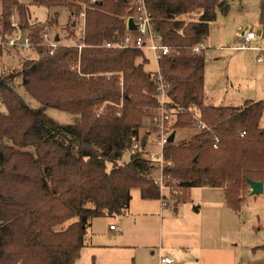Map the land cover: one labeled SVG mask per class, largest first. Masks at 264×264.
<instances>
[{
	"label": "trees",
	"instance_id": "1",
	"mask_svg": "<svg viewBox=\"0 0 264 264\" xmlns=\"http://www.w3.org/2000/svg\"><path fill=\"white\" fill-rule=\"evenodd\" d=\"M0 1V37L13 32L15 10L21 27H29L25 4ZM260 2L264 24V0ZM33 4L85 14V26L76 45H60L53 55L42 46L41 29L35 28L31 50L38 58L12 75L0 74V100L7 109L0 112V264H76L94 219L125 215L135 189L144 200L163 198L151 162L135 155L122 163L158 107L156 79L145 70L144 51L106 47L127 34L131 0ZM145 4L158 35L173 50L160 61L170 108H197L207 125L189 141L166 147V159L174 166L166 167L164 175L185 191L176 203L189 200L195 188L223 189L228 208L239 214L250 194L248 180L264 183V102L207 105L205 52L193 53L207 41L218 13L229 12V0ZM20 88L41 108H32ZM47 108L75 115L76 121L62 125L46 115ZM192 119L190 113H177L172 127L175 132L193 128Z\"/></svg>",
	"mask_w": 264,
	"mask_h": 264
},
{
	"label": "rangeland",
	"instance_id": "2",
	"mask_svg": "<svg viewBox=\"0 0 264 264\" xmlns=\"http://www.w3.org/2000/svg\"><path fill=\"white\" fill-rule=\"evenodd\" d=\"M18 1L28 7L29 27L26 29L21 27L19 14L15 10L11 21L12 23H17L18 29H14L5 38L0 37V50L2 52L0 55V74L5 76L19 71L24 62L38 58L36 50L24 51L7 49L1 46L5 41L14 37L18 30L24 35L30 36L35 28H40L41 33L48 32L53 40L56 37L60 38L59 43L55 42L57 47L60 45H76L84 31L83 18L71 15L68 8L64 6L46 8L33 4V0ZM229 4L231 10L228 16L221 14V12L218 13L216 21L210 26V34L207 39V43L210 46L209 50L206 51L205 71L208 102H213L217 106L230 104L232 106H240L245 100L264 102V63L258 62L259 55L257 52H249L248 50L239 52L235 50L236 47L242 46L240 40L241 32L254 31L257 35L260 32L264 35V24L260 21V7L256 5V0H229ZM55 14L59 16L55 17ZM1 17L2 8L0 1V20ZM262 37H258L252 46H260ZM145 56L148 59L145 70L150 73H156L159 66L153 53L145 51ZM20 83L21 80L17 79L16 84L19 85ZM18 91L32 108H41V104L26 93L23 88ZM212 97L214 98L212 99ZM191 110L201 116L202 119L199 109L191 108ZM0 112H7L1 100ZM46 115L62 125L75 123L77 117L54 108H47ZM176 119L177 117H174L173 124ZM172 126L170 129L172 134L176 133V145L189 141L199 131L195 123L193 128L178 129L176 132ZM261 128L264 129V116L261 120ZM155 137L156 132L152 127V120L151 118L146 119L140 130L139 140L149 144L148 151L155 152L157 151V145L154 142ZM130 157V154L126 152L122 163H127ZM155 168L156 170L152 177L157 179L161 176V173L158 167ZM167 180V183L163 184L164 188L161 189V193L167 197V201L170 204L164 215V222H162L160 216L154 218L146 225L149 231L141 234H132V239L120 238L122 234L119 232L112 234L111 239L113 242L116 241L119 244L132 243L131 246L128 245L131 248H124L114 253H94L91 251L92 249H84L76 264H159L161 253H163L161 257L168 256L176 263L181 260L178 255L185 260L197 261L205 258L200 251V247L205 245L235 247L234 250H240L241 254L238 255L237 253L236 255L234 251V254L230 252L229 255L231 260L233 258L235 262L238 259L240 264H252V261L256 259L261 261L260 264H264V251L261 248L256 249V245L251 247V244L264 243V194L246 198L242 210L238 214L242 225V236L240 238L238 232L231 234L233 226L230 221L220 229L214 226L210 230L207 228L208 224H215V219L220 213L227 211L232 214L228 208L226 210L220 209L221 205L224 207V204H221L223 198L220 191H208L201 188L192 189L189 192V200L180 203L178 211L175 212L176 201L180 200L181 202L185 196V191L180 189L178 183L171 177ZM132 196L134 199L133 211L137 213L141 207L140 202H142L139 190L135 189ZM154 205L153 213L160 214L158 211L159 207L156 204ZM168 212L171 214H168ZM119 219L122 218L116 216L99 219L96 222L97 234L102 236L110 225L120 228L121 232H125ZM123 221L128 228H132L134 225V221L131 218H127L126 222L125 220ZM139 225L142 226L143 224ZM197 225L203 226L201 232L196 230ZM237 239H239L238 242H236Z\"/></svg>",
	"mask_w": 264,
	"mask_h": 264
},
{
	"label": "built area",
	"instance_id": "3",
	"mask_svg": "<svg viewBox=\"0 0 264 264\" xmlns=\"http://www.w3.org/2000/svg\"><path fill=\"white\" fill-rule=\"evenodd\" d=\"M98 0H91V3H96ZM133 14L126 18V29L127 34L125 37L117 44H107V48H119V49H138L142 51H149L153 53L155 60L158 62V71L155 74L156 79V88H157V101L158 107L153 112L152 127L155 129L156 137L155 144L157 145V151L152 152L148 151L149 144L142 143L141 140L135 141L132 147L128 150L130 156L139 155L140 157L148 160L153 164L154 167H158L161 176L157 179H154L156 184L159 186L160 191L164 188L163 184L167 183V179L164 175V170L166 167H173L174 164L170 163L166 159L165 150L169 144V139L172 135L170 129L173 125L174 117H177V113H190L193 116V120L197 130L202 131L207 129V125L202 121L201 116L197 113H193L191 109H174L170 108L172 100L169 93V86L164 78L162 70L160 68V61L172 53V48L165 45L157 33L153 19L150 17L145 0H131ZM83 26H85V14H82ZM133 19L136 26V30L132 31L128 27L129 20ZM14 29H18L17 23H12ZM257 38V34L254 31H245L240 33V40L242 42L241 50H251L258 53V62L264 63V40L262 46L253 47L251 44ZM42 46L48 47L50 54L53 55L54 51L57 49V44L55 40L51 38V35L48 32L42 33ZM3 48L9 49H19L24 51H29L33 48L34 44L32 43L31 37L24 35L20 30L18 33L5 43L1 44ZM207 50V45L205 42L197 45L193 48V53L200 54ZM79 70V67H78ZM243 137V136H242ZM219 141L217 140L216 143ZM156 170V168H155ZM181 189V188H180ZM162 194V193H161ZM162 205L164 208L170 206L167 201V197L162 194ZM111 230H119L115 226L110 227ZM164 263L171 264L172 260L164 259Z\"/></svg>",
	"mask_w": 264,
	"mask_h": 264
},
{
	"label": "crops",
	"instance_id": "4",
	"mask_svg": "<svg viewBox=\"0 0 264 264\" xmlns=\"http://www.w3.org/2000/svg\"><path fill=\"white\" fill-rule=\"evenodd\" d=\"M231 1V0H230ZM256 5H258L260 7V14H261V2L260 0H256ZM231 10V9H230ZM229 10V12H230ZM229 12L227 14H223V15H227L229 14ZM222 14V13H221ZM218 17V16H217ZM245 32V31H243ZM242 33V32H241ZM262 37V43L260 46H262L263 44V40H264V35L260 32L258 35H257V38L254 42L257 41L258 37ZM206 45H207V50H209V45L207 43V41L205 42ZM252 43V44H253ZM251 44V45H252ZM253 47H258V46H253ZM241 47H236L235 50L237 51H247V50H241L240 49ZM206 51H205V56H206ZM249 52L251 50H248ZM252 52V51H251ZM255 52V51H253ZM256 53V52H255ZM205 71H206V66H205ZM206 83H207V80H206V72H205V93H206ZM214 97H212L213 99ZM257 99V98H255ZM209 100V97L207 96L206 94V102L207 104L209 103L208 102ZM213 101V100H212ZM246 102H259V101H256V100H245L243 102V104H241L240 106H232L231 104L230 105H227V106H217L215 104H213V102H210L208 105H213V106H216V107H243L245 105ZM196 189V188H195ZM203 190H208V191H220L221 193V196L223 198V202L221 204H224V207L223 205H221L220 209H223V210H226V208H228L227 204H226V201H225V197H224V190L223 189H209V188H201ZM134 191V190H133ZM133 191H132V194H133ZM140 192V191H139ZM140 197H141V193H140ZM249 198H253V197H250L248 196ZM142 199V197H141ZM134 199H133V196H132V201H131V205H130V209L129 211L125 214V215H121V216H118L119 218H122V219H119L121 220V225L124 229L125 232H121V229L118 228L119 230H111L110 227L111 225L109 226V229L106 230L105 233H103V235L101 236L100 234L98 235L97 232H96V222L99 220V219H105V218H108V217H102V218H96L93 220L92 222V226L91 228L88 230V234H87V237H86V243H85V247L82 249V251L84 249H92L91 251H93L94 253H114L118 250H121V249H124V248H131V244H119L118 242H113V240L111 239V235L112 234H116V233H120L122 234L120 238H131V235L132 234H141V233H144L145 231H149L148 228H146V225L152 221L154 218H158V216L161 217V220L162 222H164V215L165 213L167 212V208H164L163 205H162V201L161 200H144L142 199V202H140V209H138V212L137 213H134L133 211V206H134ZM194 203V202H192ZM154 204H156V206L159 207V212L160 214H156V213H153L154 211V207L155 206ZM178 205L175 206L174 210L175 212L178 211ZM170 207V206H169ZM232 214H229L227 211H224V213H220L219 216L217 215V218L215 219V224L212 225V224H208L207 225V228L210 230L211 227H217L218 229H220L221 227H223V225H226L228 221H230V223L232 224L233 226V230L231 231V234H235L238 232L240 238L242 236V225H241V220H240V216L238 215V213H235L233 210H231L230 208H228ZM199 211V210H198ZM158 212V213H159ZM168 214H171L170 212H168ZM116 217V216H115ZM109 218H112V217H109ZM127 218H131L133 221H134V225L132 228H128L127 225L124 223L123 220H127ZM143 224L142 226L139 225V224ZM261 223V222H260ZM162 226H163V223H162ZM237 226V227H236ZM199 227V228H198ZM203 226H196V230L199 232H201V229H202ZM238 230V231H237ZM163 231V230H162ZM239 239L236 240V242H238ZM130 245V246H128ZM253 247L254 245L256 249L258 248H261L263 251H264V243L263 244H258V243H255V244H251ZM235 247H229L228 245H223V246H217V245H209V246H202L200 247V251H201V254L202 256H205L204 259H200V260H197V261H191V260H185L183 258H181L179 255H178V258H180L181 260L176 263L174 262L171 258H169L168 256H165V257H161V255L163 253L160 254V260H159V264H167V263H164L163 260L164 259H170L172 260L171 264H240L238 263V259L231 260L230 258V255L229 253L231 252V254H234V251L236 252V255L238 253V255L241 254V251L238 250V249H235ZM176 254H178L176 252ZM255 260V259H254ZM261 261H258L257 259L255 261H252V264H260Z\"/></svg>",
	"mask_w": 264,
	"mask_h": 264
},
{
	"label": "water",
	"instance_id": "5",
	"mask_svg": "<svg viewBox=\"0 0 264 264\" xmlns=\"http://www.w3.org/2000/svg\"><path fill=\"white\" fill-rule=\"evenodd\" d=\"M128 27L132 31L136 30V26L134 24L133 19L129 20ZM55 42L59 43L60 42V38L56 37ZM175 139H176V134L173 133L171 135L170 139H169V143H174ZM248 184L250 186V194H249L250 197H256V196H260V195L264 194V183L256 182V181H253V180L249 179L248 180Z\"/></svg>",
	"mask_w": 264,
	"mask_h": 264
}]
</instances>
